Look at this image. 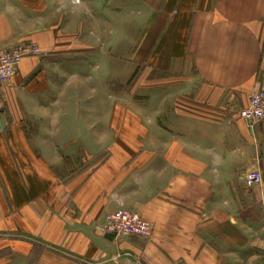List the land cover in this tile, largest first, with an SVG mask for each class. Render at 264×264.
<instances>
[{"label": "crops", "instance_id": "obj_1", "mask_svg": "<svg viewBox=\"0 0 264 264\" xmlns=\"http://www.w3.org/2000/svg\"><path fill=\"white\" fill-rule=\"evenodd\" d=\"M63 4L0 0V49L77 50L57 43ZM134 4L144 22L134 60L178 76L177 87L112 120L109 155L90 173L60 179L28 136L45 58H26L0 86V264H264V220L236 192L258 155L264 170V124L234 114L264 91V0ZM121 209L152 223V238L100 233Z\"/></svg>", "mask_w": 264, "mask_h": 264}, {"label": "rangeland", "instance_id": "obj_2", "mask_svg": "<svg viewBox=\"0 0 264 264\" xmlns=\"http://www.w3.org/2000/svg\"><path fill=\"white\" fill-rule=\"evenodd\" d=\"M63 1L62 16L59 22H54L63 34L61 39L57 38V43L60 41L67 48L73 45L77 50L44 54L36 41L13 47L36 48L39 51L26 58H45L32 78L44 76L47 86L34 95L31 103L28 102L24 123L36 153L50 157L52 168L60 179L80 172L90 173L109 155L106 144L113 138L110 122L123 118L122 111L153 109V99L160 90L170 93V89L177 87L174 84L179 78L151 66L138 65L134 60L144 32V22L139 19L140 9L134 0ZM13 48L0 51L9 52ZM164 82L166 84L162 85ZM112 111L116 112L114 116ZM240 111L234 109L238 120ZM30 112L34 114L30 115ZM250 167L236 182V192L249 207H253L252 217L264 220L262 161L263 183L259 187L248 188L242 179ZM119 211L138 215L148 222L137 212L121 209L114 213ZM103 224L97 227L98 231L113 236L101 229ZM150 225L152 231L149 238L143 239L145 241L154 233V225ZM40 252L41 247L32 262ZM5 253L7 251L2 254Z\"/></svg>", "mask_w": 264, "mask_h": 264}, {"label": "built area", "instance_id": "obj_3", "mask_svg": "<svg viewBox=\"0 0 264 264\" xmlns=\"http://www.w3.org/2000/svg\"><path fill=\"white\" fill-rule=\"evenodd\" d=\"M38 51L36 48L29 49L26 47H17L9 52L0 51V85L7 84L24 59L31 53ZM239 118L250 129H255L258 125L264 124V91L253 94L249 98L247 106L239 112ZM242 179L248 188H256L262 185L263 175L259 155ZM101 229L117 239L128 237L147 239L150 237L152 226L138 215L119 211L107 216Z\"/></svg>", "mask_w": 264, "mask_h": 264}]
</instances>
